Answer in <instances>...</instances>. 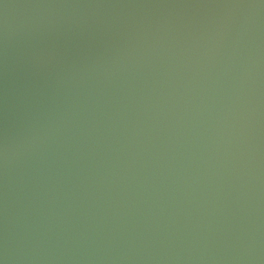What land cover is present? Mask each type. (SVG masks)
Here are the masks:
<instances>
[{"label":"water","instance_id":"1","mask_svg":"<svg viewBox=\"0 0 264 264\" xmlns=\"http://www.w3.org/2000/svg\"><path fill=\"white\" fill-rule=\"evenodd\" d=\"M253 2L0 0V134L22 130L45 105L63 108L56 79L71 65L142 32L182 45L247 11L223 5ZM258 27L264 36V10ZM40 50L52 54L37 64ZM167 67L154 60L126 80L93 79L100 91L91 99L78 86L71 98L80 111L56 141L7 170L0 164L8 264H264V117L251 139L259 155L253 148L238 163L214 154L208 113L196 111L199 88L188 100L164 82Z\"/></svg>","mask_w":264,"mask_h":264},{"label":"clouds","instance_id":"2","mask_svg":"<svg viewBox=\"0 0 264 264\" xmlns=\"http://www.w3.org/2000/svg\"><path fill=\"white\" fill-rule=\"evenodd\" d=\"M222 7L247 11L238 21L220 22L182 45L173 36L142 32L114 49L111 55L71 65L58 74L56 85L65 89L67 102L63 108L45 105L29 112L20 131L6 126L0 134V164L7 170L17 156L41 154L55 142L80 111L71 98L78 86H87L86 96L94 98L100 89L93 91L89 83L93 79L97 83H111L117 78L126 80L154 60L168 66L164 82L172 83L182 94L187 93L188 100L193 98V90L199 88L200 103L196 111L200 115L208 113L207 131L214 154H224L226 159L231 157L238 163L250 156L253 148L259 155V143L253 146L251 139L255 132L259 141L264 117V36L258 27L264 0ZM10 44L11 37L5 29L4 48L7 50ZM51 54V51H33L32 58L40 64ZM217 95L220 96L218 107L215 106ZM8 259L6 239L0 264H8Z\"/></svg>","mask_w":264,"mask_h":264}]
</instances>
